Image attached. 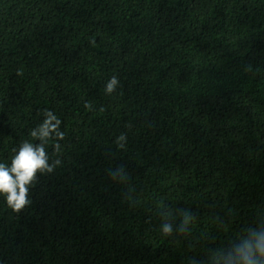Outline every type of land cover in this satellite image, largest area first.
<instances>
[{
	"label": "trees",
	"instance_id": "trees-1",
	"mask_svg": "<svg viewBox=\"0 0 264 264\" xmlns=\"http://www.w3.org/2000/svg\"><path fill=\"white\" fill-rule=\"evenodd\" d=\"M46 110L63 165L0 196V264H225L264 233V0H0V162Z\"/></svg>",
	"mask_w": 264,
	"mask_h": 264
},
{
	"label": "clouds",
	"instance_id": "clouds-1",
	"mask_svg": "<svg viewBox=\"0 0 264 264\" xmlns=\"http://www.w3.org/2000/svg\"><path fill=\"white\" fill-rule=\"evenodd\" d=\"M119 84V79L113 76L106 84V93H113ZM44 117L42 123L30 132L32 140L22 142L19 148L14 150L15 154L11 157L10 163L0 162V196L15 213L31 205L30 189L37 183L38 176L52 174L63 165V161L59 158L50 159L47 150L49 141H55L53 145L55 153H60L59 141L65 139V133L60 127L62 121L49 110L44 112ZM126 141V134L121 133L116 138L117 147L124 149ZM109 174L114 182L126 175L122 165L110 168ZM181 217V222L175 231L179 233L190 231L193 215L185 210L181 213ZM160 231L164 236L173 235V223L168 216H165ZM225 264H264V233L254 231L250 239H244L242 245L230 250Z\"/></svg>",
	"mask_w": 264,
	"mask_h": 264
}]
</instances>
